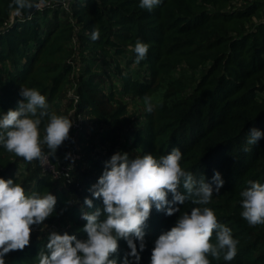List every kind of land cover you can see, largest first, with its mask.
Listing matches in <instances>:
<instances>
[{"label":"trees","instance_id":"obj_1","mask_svg":"<svg viewBox=\"0 0 264 264\" xmlns=\"http://www.w3.org/2000/svg\"><path fill=\"white\" fill-rule=\"evenodd\" d=\"M12 3L0 0V114L17 109L20 86L37 89L56 114L73 80L66 109L75 120L91 115L100 149L83 159L87 168L80 157L67 182L44 171L41 160L28 162L0 145V178L13 179L26 195L49 191L57 203L45 224L86 239L81 210L103 204L93 199L88 209L84 200L92 199L89 189L112 155L159 159L179 148L183 170L204 175L209 184L219 172L224 185L208 205L188 200L171 217L153 207L139 264H151L156 239L193 207L214 210L239 241L233 260L209 256L211 264H264V224L250 226L242 218L240 195L248 181L264 184V136L253 146L246 143L252 128L264 133V0H161L151 11L140 8V0H48L29 18L13 16ZM94 26L100 31L96 41ZM137 39L149 45L139 64ZM145 96L153 111L129 113L126 98L144 103ZM81 126L73 130L83 134ZM43 151L59 165L61 149L56 155L47 146ZM118 243L120 264L130 249L124 240ZM46 244L44 235L31 238L23 251L6 255V264H38Z\"/></svg>","mask_w":264,"mask_h":264},{"label":"clouds","instance_id":"obj_2","mask_svg":"<svg viewBox=\"0 0 264 264\" xmlns=\"http://www.w3.org/2000/svg\"><path fill=\"white\" fill-rule=\"evenodd\" d=\"M48 0H13L16 15L24 10H39ZM161 0H140L139 7L151 11ZM100 31L94 26L91 39H99ZM149 45L137 39L135 63L146 59ZM15 110L0 114V145L9 153L28 162L44 159L43 145L53 155L70 138L73 121L48 112L47 98L37 89L20 86ZM146 111H153L150 96H145ZM44 135L40 126L44 120ZM264 133L252 128L247 134V145H255ZM249 149L245 147L244 151ZM182 152L173 148L157 159L152 154L129 158L127 153L117 152L105 162L104 171L85 198L88 209L93 199H102L103 208L95 211L81 210L86 224L81 229L86 239H77L67 232L51 231L46 248L37 253L38 264H118L119 241L124 240L129 252L120 264H139L140 253L145 249V227L153 207L169 217L180 212L176 205L191 200L194 205H208L213 194H219L224 181L215 172L212 184L201 174L196 178L181 167ZM70 154L65 157L69 159ZM249 187L240 193L243 211L241 216L250 226L264 224V184L248 181ZM184 192L180 191V188ZM172 199L169 201L168 196ZM57 199L49 191L26 195L25 189L13 179L0 178V264L13 251H23L30 245L33 226L45 225L54 215ZM62 214V213H61ZM215 234V243H212ZM139 242V250L137 243ZM239 241L233 238L229 227L220 224L214 210L209 207H193L190 214L179 215L175 225L163 232L155 241L151 264H211L209 256L231 261L237 254Z\"/></svg>","mask_w":264,"mask_h":264},{"label":"rangeland","instance_id":"obj_3","mask_svg":"<svg viewBox=\"0 0 264 264\" xmlns=\"http://www.w3.org/2000/svg\"><path fill=\"white\" fill-rule=\"evenodd\" d=\"M78 50V49H77ZM80 62V60H79ZM78 64V62H77ZM73 84L74 81L70 82V84L67 85L64 93L62 94L61 97V106L56 110V114L59 116H64L69 118L70 120L73 121V127L70 130V138L63 143L61 147L58 149H61V162L63 163H70V165H73L75 167L78 159L82 158V164L84 168H87V164L84 163V158H88L90 154H93L97 151H99V145L96 146L97 143H99V140L96 141L95 138H98L99 135H97L94 132V119L91 118V115L89 113H85L83 117H81L82 123L85 125V132L81 134L80 132H75V122L76 120L72 117L73 112H70L68 109H66V105L69 101V99L72 97L74 94L73 92ZM126 103L128 105V112L129 113H135L136 116H139L141 112H144L146 110L145 103L143 102H138L134 101L131 98H126ZM79 127H80V123ZM103 129H106V126H102ZM75 129V130H73ZM80 131V130H79ZM94 140V141H93ZM46 145H43V147ZM70 151V152H69ZM64 153V156H63ZM57 152L55 153V155ZM70 154L69 159H65L66 156ZM81 157V158H80ZM51 231H56L58 234H62V230L54 223V224H45L41 226H33L32 228V233H31V238L34 237H40L42 235L48 236V234ZM30 238V239H31Z\"/></svg>","mask_w":264,"mask_h":264},{"label":"built area","instance_id":"obj_4","mask_svg":"<svg viewBox=\"0 0 264 264\" xmlns=\"http://www.w3.org/2000/svg\"><path fill=\"white\" fill-rule=\"evenodd\" d=\"M72 97H73V95H72ZM78 123H80L82 125L81 117H79L78 120H76V122H75V129L81 130L82 126L80 125V127H79ZM44 157L45 158L41 160V165H42L44 171L52 174L55 179H59L61 177H64L67 180V182L71 181L72 170L74 168L73 165H70V163L67 164V163H64V162L62 163L61 161H59V165L56 166V165L52 164L49 154H45Z\"/></svg>","mask_w":264,"mask_h":264},{"label":"water","instance_id":"obj_5","mask_svg":"<svg viewBox=\"0 0 264 264\" xmlns=\"http://www.w3.org/2000/svg\"><path fill=\"white\" fill-rule=\"evenodd\" d=\"M37 9H32L30 12L29 11H27V13L26 14H23L22 13V15H20L19 17H21V18H29L35 11H36ZM16 15V13L14 12L13 13V16H15Z\"/></svg>","mask_w":264,"mask_h":264}]
</instances>
